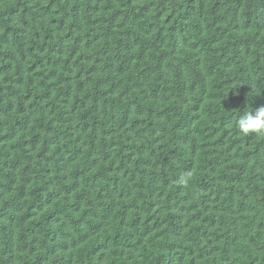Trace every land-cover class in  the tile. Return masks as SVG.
I'll use <instances>...</instances> for the list:
<instances>
[{
    "label": "trees",
    "instance_id": "16d2710c",
    "mask_svg": "<svg viewBox=\"0 0 264 264\" xmlns=\"http://www.w3.org/2000/svg\"><path fill=\"white\" fill-rule=\"evenodd\" d=\"M264 0H0V264H264Z\"/></svg>",
    "mask_w": 264,
    "mask_h": 264
},
{
    "label": "clouds",
    "instance_id": "9594fccd",
    "mask_svg": "<svg viewBox=\"0 0 264 264\" xmlns=\"http://www.w3.org/2000/svg\"><path fill=\"white\" fill-rule=\"evenodd\" d=\"M236 126L241 135H264V106L253 108L251 105L236 119Z\"/></svg>",
    "mask_w": 264,
    "mask_h": 264
}]
</instances>
